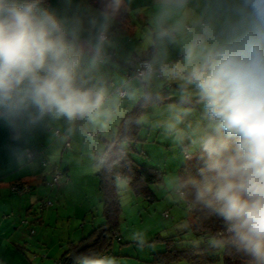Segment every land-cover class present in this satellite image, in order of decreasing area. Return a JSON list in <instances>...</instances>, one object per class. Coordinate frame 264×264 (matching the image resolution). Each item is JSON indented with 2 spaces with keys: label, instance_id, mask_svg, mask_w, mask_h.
I'll list each match as a JSON object with an SVG mask.
<instances>
[{
  "label": "clouds",
  "instance_id": "1",
  "mask_svg": "<svg viewBox=\"0 0 264 264\" xmlns=\"http://www.w3.org/2000/svg\"><path fill=\"white\" fill-rule=\"evenodd\" d=\"M133 0H0V122L110 125L137 100L126 135L96 162L120 173L130 129L169 139L184 162L166 198L220 221L210 244L264 264V0H151L130 79L100 71L135 15ZM21 156L20 158H23ZM186 227V225H180ZM137 247L147 233L132 234ZM74 264H116L95 251Z\"/></svg>",
  "mask_w": 264,
  "mask_h": 264
},
{
  "label": "rangeland",
  "instance_id": "2",
  "mask_svg": "<svg viewBox=\"0 0 264 264\" xmlns=\"http://www.w3.org/2000/svg\"><path fill=\"white\" fill-rule=\"evenodd\" d=\"M145 110H150V106L147 105ZM115 123L116 121L107 125L100 134V138L95 137L94 134H89L88 137L85 134L86 132L95 133V131L93 128H86L83 122L80 124V121L69 124L65 128L59 124L52 125L53 128L49 135L51 138L50 143L58 140L63 142L60 143L61 145L59 144L61 147L59 146L53 151L55 163L60 168L66 166L65 164L60 165L61 160L70 164L71 172L69 177L71 179L72 176V182L63 174L58 185L53 187L55 190L49 193L54 195L51 194L43 202L39 201L33 204L31 215L27 216V221L30 223L28 227L34 229V236H32L34 241L41 243L40 245L38 243L36 247L29 245L31 248L24 249L26 253L23 256V264H57L60 258L55 261L51 256H47L49 248L56 245V248L51 253L54 254L59 249L60 253H64L69 248L71 241L77 242L86 238L95 228L102 224L103 204L97 187L96 175L100 167L96 166V162L103 152V142L100 139H105L106 141L113 139L112 133L114 132L113 125ZM78 125L79 130L81 129L82 131L83 129V133L79 137V145L86 144L83 152H79V147L72 149L70 145H66L64 150L65 140L68 137L66 136L67 131ZM56 130L60 132L61 136L64 134L65 136L55 137L54 132ZM140 136L143 139L147 137V142H138L134 149L136 145V141H134L131 143L134 152L130 153V156L136 162L137 159L140 161L143 159L144 163H139L140 166L145 165L156 169L161 174L162 179L171 173L181 171L185 162L181 159L178 150L174 148L169 139L158 133V130H153L146 126L142 127ZM141 146H143V149ZM49 162L47 161V164L50 165V169L52 164ZM59 171L62 173V170ZM49 180L51 181L50 174ZM49 182H47L48 187ZM117 188L119 189L118 195L121 208L116 226L119 240H113L108 254V256L114 258L115 262L120 260L123 264L152 263V257L148 256L150 250L157 251L151 252L154 254L164 251L166 247L165 243L155 240L157 236L165 238L176 234L173 248L177 250L203 246L204 241L202 238L194 236L192 231L187 228L188 221L192 226L195 223L194 215L192 212L188 213L185 204L172 203L166 198L163 182L152 187L155 196L153 201L134 196L128 187L122 185V183H117ZM47 201H50L51 205L40 209L41 203ZM42 210H45L46 213L47 210H50L51 218L49 216L46 220L44 219L45 221L43 220L44 222L35 223L32 218L34 217L33 215L41 216ZM180 225H186V227H180ZM183 229H186V231ZM137 230H144L147 233L149 244L154 248H149V244L144 248L137 247L131 238L132 234ZM181 230L184 232L177 236V232ZM172 231L173 233L169 234ZM44 233H46V237L43 236ZM205 242L209 243L210 240ZM217 252L219 259L214 264H223L221 260L223 250L218 248ZM17 260L15 256L7 253L3 260L0 259V264H18Z\"/></svg>",
  "mask_w": 264,
  "mask_h": 264
},
{
  "label": "crops",
  "instance_id": "3",
  "mask_svg": "<svg viewBox=\"0 0 264 264\" xmlns=\"http://www.w3.org/2000/svg\"><path fill=\"white\" fill-rule=\"evenodd\" d=\"M150 2L151 0H133L132 8L135 12V15L129 18L127 25V32L123 35L122 39L119 41L118 48L114 51L109 52L113 54L112 55L113 59L110 60L107 59V61L100 68L102 74L106 75L111 81H116L117 79H121V78L127 79L125 74L129 73V66L124 62V57H126L129 53H132L135 47L137 46V44L140 42L141 35L143 32V24L146 20V14ZM60 3L61 0H50V4L53 7L60 6ZM193 3L198 5L201 3V0H193ZM140 100H137L135 103H133L132 107L125 112L124 117L121 118L120 120H117L115 125H113L114 126V132L112 133L113 139L117 137L116 136L117 129L125 121L129 113H131L135 109L137 103ZM146 107L147 106L144 107V110ZM82 122L84 123L86 128H90V129L93 128L95 131V133L86 132L85 134L88 137L89 134H94L95 137L100 138V134L105 130L107 126V125H101V126L92 125L87 121H80V124ZM55 124L56 125L59 124L63 128L69 126V124L63 120H49L37 127H33V128L18 127L14 129L13 127L5 124L4 122H0V256H1L0 259L1 260H3L4 256L8 253V255L12 254L18 259L17 260L18 264H23L24 263L23 256L24 253H26L24 249L31 248L29 245L36 247L39 243L37 241H34V239L32 238V236H34V229L28 227L30 223L29 221H27L28 220L27 216L31 215V211H32L31 208L33 204L39 201L43 202V200L46 197L49 198V196L52 194L49 193L55 190L53 189V187L47 186V182L50 181L49 174L51 172V169H49V167L46 168L42 167L41 165L42 160H46L48 162L50 161L49 163L52 164L51 167L53 166L58 170H62V173L65 174L66 177L70 179L69 177L71 172L70 164L65 163L61 160L60 165L65 164L66 166L64 168L63 167L60 168V166H58L55 163V158H54L55 155H53V151L61 145L60 143H63L62 140H58L57 142L50 143L51 138L49 135L53 128L52 125L55 126ZM142 127L143 126L139 128L138 133L136 134V145L134 149L138 145L137 144L138 142L140 143L147 142L146 139L147 137L143 139V137L140 136ZM57 132L59 134L55 135V137L57 136L60 137L61 136L60 132L59 131ZM82 133H83V129L82 131L81 129L79 130V125L68 130L66 135L68 137L65 140L64 150L66 145H70L72 149L79 147V152L80 151L83 152V149L85 148L86 144L84 143L83 145H79V137L80 135H82ZM158 133H160L159 130ZM62 136H65V134ZM100 140L103 142V152L100 155L101 158V156L105 153L106 144L109 141H106L105 139L104 140L100 139ZM130 143L131 142H128L126 148L128 147L130 149L131 146ZM141 148L143 149V146H141ZM27 151L31 152L34 155L31 161L26 160L25 154ZM21 156L24 157L20 158ZM137 163L143 164L144 163L143 159L141 161L137 159ZM71 180H72V176L70 182H72ZM118 182L122 183V185H126L122 180H118ZM16 185L27 186L29 187L28 189L29 191L24 195L15 194L12 191V187ZM41 213H42L41 216H35L36 214L33 215L34 217L32 218L33 221H35V223H42L49 216L51 218L50 210H47V213L45 210H42ZM172 233L173 231L169 232V234ZM43 236L46 237V233H44ZM155 238H161V237L157 236ZM77 242L71 241L70 245H75ZM55 248L56 245H53L51 248H49L47 250L48 251L47 256H51L55 261H57L59 258L62 257V255L65 252L60 253L59 252L60 249H59L54 254H52L51 252ZM149 248H154V247L151 246V244H149ZM151 252H157V251H153V249L150 250L148 256L152 257ZM116 264H123V263L119 260L116 262Z\"/></svg>",
  "mask_w": 264,
  "mask_h": 264
},
{
  "label": "trees",
  "instance_id": "4",
  "mask_svg": "<svg viewBox=\"0 0 264 264\" xmlns=\"http://www.w3.org/2000/svg\"><path fill=\"white\" fill-rule=\"evenodd\" d=\"M111 54V53H110ZM113 54H111V58ZM149 105L146 101L141 99L135 109L129 113V116L133 114H140L141 109ZM140 127H133L130 129L129 141L133 143L136 141V134L138 133ZM126 135V125L125 121L117 129L116 138L112 141L107 142L105 153L101 156L110 154L117 146L120 140H123ZM130 143V144H131ZM132 146V144H131ZM130 149L127 147V156L123 161L120 173H110L104 171L102 167L97 171V187L102 198V224L93 230V232L78 241L75 245H70L62 257L58 260L69 261V264H74V257L80 253H85L89 251H95L102 254H109L112 246L113 240H119L117 235V224L120 216V201H119V189L117 188L118 180L124 181L128 189L133 193L134 196L153 201L155 196L153 194L152 187L157 186L163 182L161 174L156 169L147 166H140L136 160L130 156V152H134L133 147ZM195 161L185 162L181 171L186 167H194ZM188 213L192 212L194 215L195 223L193 226L189 224L188 227L194 236L201 237L204 241L203 246L192 247L186 250H177L173 248L175 235L156 238V241L165 243V250L162 252L152 254V264H214L218 260L217 250L218 248L213 247L210 242H205L210 240L213 235L221 230L220 221L215 218H204L203 214L194 211L193 209L187 207ZM186 231V229H183ZM184 231L177 232V236ZM115 237V238H114ZM221 260L223 264H245V258L237 255H233L226 250L222 252Z\"/></svg>",
  "mask_w": 264,
  "mask_h": 264
},
{
  "label": "built area",
  "instance_id": "5",
  "mask_svg": "<svg viewBox=\"0 0 264 264\" xmlns=\"http://www.w3.org/2000/svg\"><path fill=\"white\" fill-rule=\"evenodd\" d=\"M49 4H50V0H48ZM111 58V54L109 53V56H108V59ZM131 72V69L129 68V73ZM129 73L125 74L126 78L127 79H130V76H129ZM59 133L56 131L55 132V135H58ZM26 160L27 161H31L34 157V155L27 151L26 154ZM101 159V158H100ZM41 165L42 167L46 168V167H50V165L47 164V161L46 160H42L41 162ZM51 172H50V175H51V181L49 182V186L50 187H54L55 185H58L59 181H60V178L63 176V173H61L57 168H54V167H51ZM29 187L27 186H21V185H16V186H13L12 187V191L15 193V194H18V195H24L26 194L29 190ZM51 205V202L50 201H47L45 203H41V207L40 209H44V208H47ZM188 207V206H186ZM166 216V215H165ZM58 264H69V261L67 260H61Z\"/></svg>",
  "mask_w": 264,
  "mask_h": 264
}]
</instances>
